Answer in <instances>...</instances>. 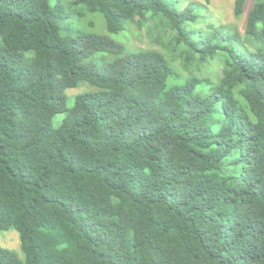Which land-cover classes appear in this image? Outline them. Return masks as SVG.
I'll return each instance as SVG.
<instances>
[{
	"label": "trees",
	"instance_id": "1",
	"mask_svg": "<svg viewBox=\"0 0 264 264\" xmlns=\"http://www.w3.org/2000/svg\"><path fill=\"white\" fill-rule=\"evenodd\" d=\"M209 1L0 0V264H264V0Z\"/></svg>",
	"mask_w": 264,
	"mask_h": 264
},
{
	"label": "rangeland",
	"instance_id": "2",
	"mask_svg": "<svg viewBox=\"0 0 264 264\" xmlns=\"http://www.w3.org/2000/svg\"><path fill=\"white\" fill-rule=\"evenodd\" d=\"M189 1V0H187ZM204 3V0H193ZM56 3L57 0H52ZM209 12L213 16V20L216 22H221L227 25H238L241 30H243L245 16L236 17L234 15V0H210L206 4ZM76 10L83 12L74 13L68 16L66 19V24L72 25L75 29H79L82 32L90 33L95 32L99 34H107L116 41L127 43L128 45L138 48V47H156L160 48L159 45L152 44L146 35L145 29H139L136 24L131 25V30L135 33L128 37V28L119 33H109L106 28L104 16L97 11H86L81 5H76ZM100 56V55H99ZM87 84L81 83L77 87L70 88L67 90V95L69 97V104L73 102L74 96L77 93L86 91ZM63 113L57 114L54 117V124L58 126L61 122ZM0 246L17 251L21 256L23 253L21 251V241L19 237V232L15 229H9L0 232Z\"/></svg>",
	"mask_w": 264,
	"mask_h": 264
}]
</instances>
